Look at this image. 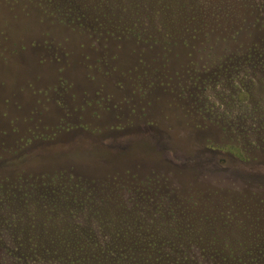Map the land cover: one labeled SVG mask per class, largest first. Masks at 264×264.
<instances>
[{"label":"rangeland","instance_id":"1","mask_svg":"<svg viewBox=\"0 0 264 264\" xmlns=\"http://www.w3.org/2000/svg\"><path fill=\"white\" fill-rule=\"evenodd\" d=\"M232 151L264 163V0H0V247L12 261L97 242L108 257L88 264H113V251L143 264L125 248L149 227L251 251L264 184L221 163Z\"/></svg>","mask_w":264,"mask_h":264},{"label":"trees","instance_id":"2","mask_svg":"<svg viewBox=\"0 0 264 264\" xmlns=\"http://www.w3.org/2000/svg\"><path fill=\"white\" fill-rule=\"evenodd\" d=\"M224 156L225 160H220L221 163L224 162V165L226 166H233L244 170L249 178L257 181L256 183L262 182L260 184H264V163L244 161L242 160V157L240 158V154L233 151L228 154L225 152ZM199 160H201L200 157L196 156L193 161L194 163H199ZM200 163L203 162L201 161ZM218 163L219 161L211 160L210 162H207V165L215 167L216 165L218 166ZM162 216L165 217V215ZM153 217L157 216L153 214ZM150 222H152V224H156L158 221L151 220ZM157 229V227H149L148 236L146 237L142 234L143 232L137 234L141 240H139L140 244L145 246L142 245L141 248L139 246L126 247L125 251L129 252V260H132L134 263L138 256L139 259L143 257L149 258V260L144 259L143 264H160L165 259L167 261L166 264H264V231L261 233L262 235L257 233L255 240L258 241L253 246L251 251H247L241 255H236L233 251L226 252L223 250V247H214L212 244L216 243L213 241L207 242L211 245V247L203 246L201 244L202 241H200L201 239H199L201 237H196V233L192 231L189 233L188 231L171 232L168 230V233H162L163 231ZM85 236H87L88 240L91 238L88 235ZM215 241L217 240L215 239ZM104 245L106 246L107 244H99L97 242L92 243L90 253L87 254V257L84 256L83 259L90 260V257L93 255V253H91L92 251H95L93 256L98 257V259H100L99 261L107 258V252L109 250L103 249ZM114 248L119 249L120 247ZM115 252L116 251L109 253L110 255L115 254V257L113 258L114 261H112L114 262L113 264H117L118 261V257ZM122 255L125 256L124 253ZM8 262H11V260L6 257L5 251L0 247V264H11ZM105 264L108 263L106 262Z\"/></svg>","mask_w":264,"mask_h":264},{"label":"flooded vegetation","instance_id":"3","mask_svg":"<svg viewBox=\"0 0 264 264\" xmlns=\"http://www.w3.org/2000/svg\"><path fill=\"white\" fill-rule=\"evenodd\" d=\"M83 244L85 246H83ZM64 247V246H62ZM69 247H72V245H69ZM75 247V248H74ZM73 252L68 254V250H67V246L65 248H63L62 250L59 251V249H56L54 252H53V259L54 260H51L53 263H50V264H88V260L89 259H83L84 256L87 257V254L90 253V249L92 248V245L90 246V244H87V243H81L78 245V243H74L73 244ZM88 249V250H87ZM94 251H92L91 253H93ZM10 253H8L9 255ZM7 258H11V256L7 257ZM42 258V257H40ZM11 262H8V263H11V264H20V263H17V261H12V259H10ZM73 260V261H72ZM71 261V262H70ZM35 263L33 264H37L36 261H33ZM39 264V263H38Z\"/></svg>","mask_w":264,"mask_h":264}]
</instances>
